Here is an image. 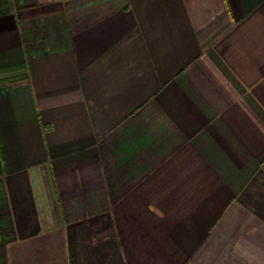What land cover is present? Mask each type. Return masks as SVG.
<instances>
[{
  "label": "crops",
  "instance_id": "0c3cea01",
  "mask_svg": "<svg viewBox=\"0 0 264 264\" xmlns=\"http://www.w3.org/2000/svg\"><path fill=\"white\" fill-rule=\"evenodd\" d=\"M0 264H264V0H0Z\"/></svg>",
  "mask_w": 264,
  "mask_h": 264
}]
</instances>
